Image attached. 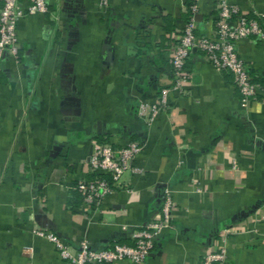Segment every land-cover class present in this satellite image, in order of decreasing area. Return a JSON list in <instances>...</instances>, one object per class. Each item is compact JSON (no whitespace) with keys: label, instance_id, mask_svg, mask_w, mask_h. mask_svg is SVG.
<instances>
[{"label":"crops","instance_id":"obj_1","mask_svg":"<svg viewBox=\"0 0 264 264\" xmlns=\"http://www.w3.org/2000/svg\"><path fill=\"white\" fill-rule=\"evenodd\" d=\"M46 2L47 14L19 20L17 58H0V264H71L39 233L55 235L71 254L82 241L95 250L131 245L132 232L160 214L166 189L170 226L141 264H201L223 233L225 264H264V40L236 44L261 87L245 107L232 76L192 50L185 93H169L149 122L139 106L158 104L173 83L170 58L187 0ZM229 2L264 16V0ZM197 7L196 36H210L215 2ZM130 141L143 146L138 172L99 201L77 203L73 185L93 177L94 146Z\"/></svg>","mask_w":264,"mask_h":264},{"label":"built area","instance_id":"obj_2","mask_svg":"<svg viewBox=\"0 0 264 264\" xmlns=\"http://www.w3.org/2000/svg\"><path fill=\"white\" fill-rule=\"evenodd\" d=\"M0 0V58L3 53H9L17 58L19 40L17 24L27 16L47 14L49 8L46 0ZM217 9L215 29L210 36H196V15L198 0H191L188 10L191 13L179 32L170 58L173 83L170 87L160 90L159 103L141 104L138 116L153 121L157 114L167 107L169 93L183 95L185 84L190 80L186 72V62L192 50L202 52L210 65L219 72H226L232 76L234 86L240 97V104L245 107L261 90L259 84L253 82L247 68L239 57L236 44L238 41L256 37L264 40V27L261 24L263 15L249 17L229 0H213ZM110 0H99L103 8L109 7ZM143 146L139 142L130 141L121 148L110 145H98L93 148L88 158L90 174L93 180L82 178L77 181L76 190L86 202L99 201L105 194L111 193L113 184L127 172L137 173L134 166L136 156ZM173 202L168 189L163 192L160 214L153 221L138 227L131 234L133 244H113L100 250L93 249L87 241H82L76 254H71L69 248L58 237L52 234L44 235L55 247L59 257L71 264H110L127 260L137 264L143 263L154 248L156 239L170 226ZM223 245L214 252H206L201 264H225L226 262V234L221 235Z\"/></svg>","mask_w":264,"mask_h":264},{"label":"trees","instance_id":"obj_3","mask_svg":"<svg viewBox=\"0 0 264 264\" xmlns=\"http://www.w3.org/2000/svg\"><path fill=\"white\" fill-rule=\"evenodd\" d=\"M191 5V0H187V13H186V19H185V22L188 21L189 17L191 16V13L190 11L188 10V7ZM196 34V33H195ZM90 178H94L93 177H90ZM89 178V179H90ZM108 182L110 184V186L113 188V183L111 182V180L108 179ZM76 184L77 182L73 185V195H74V199H76V202H82V201H85L84 200V197L76 190Z\"/></svg>","mask_w":264,"mask_h":264},{"label":"water","instance_id":"obj_4","mask_svg":"<svg viewBox=\"0 0 264 264\" xmlns=\"http://www.w3.org/2000/svg\"><path fill=\"white\" fill-rule=\"evenodd\" d=\"M110 35H111V31L108 32V37H107L106 40H105V44H106V45H107V43H108V41H109Z\"/></svg>","mask_w":264,"mask_h":264}]
</instances>
